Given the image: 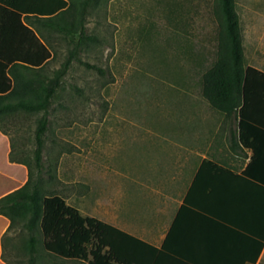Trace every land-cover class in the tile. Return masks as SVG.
Instances as JSON below:
<instances>
[{"label":"rangeland","instance_id":"obj_1","mask_svg":"<svg viewBox=\"0 0 264 264\" xmlns=\"http://www.w3.org/2000/svg\"><path fill=\"white\" fill-rule=\"evenodd\" d=\"M47 1L54 8V0ZM23 5L22 10H43L40 3ZM213 5L214 0H112L104 4L88 26L102 43L81 55L83 62L104 73L79 63L68 72L49 116L43 152L45 180L53 171L70 183V190L78 183L90 188L100 184L104 205L96 212L98 217L122 227L124 219L135 225L149 223L143 197L146 189L131 173L140 167L138 163L143 165L144 150H132L118 160L119 147L134 144L143 135H187L197 119L219 117L212 113L200 87L202 74L216 60L218 25ZM236 6L247 63L262 65L264 0H236ZM12 25L17 26L16 21ZM31 47L35 61L44 56L34 38ZM62 61L60 56L52 69H58ZM41 116L19 115L5 125L16 148L30 158ZM61 184L55 187L58 191ZM119 194L137 196L130 212L115 208ZM69 202L79 203L73 195ZM78 205L83 216L94 214L88 196ZM48 264L60 263L50 259Z\"/></svg>","mask_w":264,"mask_h":264},{"label":"crops","instance_id":"obj_2","mask_svg":"<svg viewBox=\"0 0 264 264\" xmlns=\"http://www.w3.org/2000/svg\"><path fill=\"white\" fill-rule=\"evenodd\" d=\"M53 2L54 8L47 0L0 2V95L14 86L8 73L13 64L37 68L52 58L23 17L52 16L68 7L66 0ZM31 3H40L43 10L20 7ZM49 7L51 10H47ZM14 21L17 26L12 25ZM33 38L45 52L38 61L32 56ZM248 66L264 73V64ZM252 99L246 119L247 145L240 140L239 119L226 118L208 104L219 117L197 119L187 135H143L134 144L119 147L118 160L132 150H144L143 165L138 163L140 167L131 173L146 189L143 197L147 202H142L149 215L146 225L124 219L122 227L98 217L96 212L104 205L98 183L91 188L78 183L70 190V183L55 175L48 185L81 213L78 204L88 196L94 214L87 217L115 226L157 249V253L146 249L151 255L145 264H264V94L260 92ZM11 152L10 137L0 131V200L29 180L28 168L12 162ZM61 181L58 191L55 187ZM72 195L78 198V204L69 202ZM118 196L115 208L130 212L137 196ZM9 226L10 220L0 215V264H7L3 238ZM144 255L147 257V253Z\"/></svg>","mask_w":264,"mask_h":264},{"label":"trees","instance_id":"obj_3","mask_svg":"<svg viewBox=\"0 0 264 264\" xmlns=\"http://www.w3.org/2000/svg\"><path fill=\"white\" fill-rule=\"evenodd\" d=\"M66 1L68 7L55 15L23 17L25 25L53 56L37 68L13 64L8 73L14 86L9 93L0 95V131L9 137L5 125L19 115H42L37 120L32 158L25 150L16 148L10 137L11 161L28 168L29 180L0 200V215L10 220L3 238V258L7 264H48L50 259L60 264H145L151 255L146 249L153 253L157 249L115 226L83 216L48 185L55 176L53 171L47 174V180L44 178L43 152L49 116L64 89L68 72L74 63H79L104 73L83 62L81 55L102 43L88 26L91 18L99 17L104 4L112 0ZM213 15L218 25L216 60L201 76V94L213 110L226 118L239 119L240 140L247 145L248 109L255 95L264 94V73L247 65L236 0H214ZM60 56V67L52 69Z\"/></svg>","mask_w":264,"mask_h":264}]
</instances>
